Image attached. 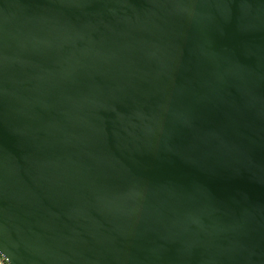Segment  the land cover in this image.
<instances>
[{
    "label": "water",
    "instance_id": "1",
    "mask_svg": "<svg viewBox=\"0 0 264 264\" xmlns=\"http://www.w3.org/2000/svg\"><path fill=\"white\" fill-rule=\"evenodd\" d=\"M11 264H264V0H0Z\"/></svg>",
    "mask_w": 264,
    "mask_h": 264
},
{
    "label": "built area",
    "instance_id": "2",
    "mask_svg": "<svg viewBox=\"0 0 264 264\" xmlns=\"http://www.w3.org/2000/svg\"><path fill=\"white\" fill-rule=\"evenodd\" d=\"M0 264H11L9 258L0 252Z\"/></svg>",
    "mask_w": 264,
    "mask_h": 264
}]
</instances>
